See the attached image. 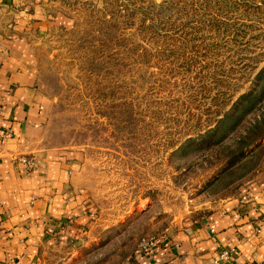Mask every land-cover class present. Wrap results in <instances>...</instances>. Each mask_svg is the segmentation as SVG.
<instances>
[{
	"label": "rangeland",
	"instance_id": "1",
	"mask_svg": "<svg viewBox=\"0 0 264 264\" xmlns=\"http://www.w3.org/2000/svg\"><path fill=\"white\" fill-rule=\"evenodd\" d=\"M51 1L49 28L33 41L42 136L46 146L83 156L98 217L81 264H120L141 237L156 236L157 225L213 204L264 166V71L257 76L264 3L223 8L219 31L203 26L196 11L191 19L174 14L176 23L191 20L177 34L190 58L177 63L176 75L156 78L142 29L162 22L157 5L164 0ZM243 93L250 94L231 108ZM215 111L226 112L218 125ZM187 114L194 122L178 119ZM201 115L210 118L212 138L165 148L183 144Z\"/></svg>",
	"mask_w": 264,
	"mask_h": 264
},
{
	"label": "crops",
	"instance_id": "2",
	"mask_svg": "<svg viewBox=\"0 0 264 264\" xmlns=\"http://www.w3.org/2000/svg\"><path fill=\"white\" fill-rule=\"evenodd\" d=\"M51 2L0 0V264H81L78 254L98 217L83 156L46 146L42 136L33 41L49 28ZM23 158L34 161V170L26 171ZM151 233L155 247L135 248L120 264L264 263V166L231 194ZM232 250L229 261H219Z\"/></svg>",
	"mask_w": 264,
	"mask_h": 264
},
{
	"label": "trees",
	"instance_id": "3",
	"mask_svg": "<svg viewBox=\"0 0 264 264\" xmlns=\"http://www.w3.org/2000/svg\"><path fill=\"white\" fill-rule=\"evenodd\" d=\"M259 1L264 3V0ZM179 2H182L183 6H180ZM237 6L249 7V5L246 4L244 0H164L159 5H157V14L159 18L161 17L160 22H162L158 24V27H156L154 25V21L157 20L151 19V22L145 24L146 27L142 29V40H144L147 45V48L144 50V52L145 56L147 57L146 60L149 65L148 70L150 75L154 77L160 76L161 78L164 74L176 75L177 72H175V66H177V63H179L180 66H186L187 57L190 58V56L188 55H190L191 50L183 46L187 45L188 43L182 38L178 37L177 34L183 28L187 27L191 20H189L188 23L181 22L179 19L183 18L182 16L178 18V21L176 23L174 20H171L174 14L184 15V17L191 19L192 12L196 11L195 15H199L198 21L203 26L209 25L210 29L214 31H219L220 28H226L224 27V25H226L224 23L226 22H222L219 20L220 15H227V13L223 12L222 9L227 8L231 12H233V9ZM212 16H216L218 17V19L213 18ZM141 22L143 24L145 23V21ZM167 25L169 26L167 27ZM188 69H191L190 66L188 67ZM263 71L264 67H262L258 71L257 76ZM249 94L250 93L240 94L232 102L231 108L236 109L238 106H240V104L244 100V97ZM213 113L216 114L217 125L222 122L226 117V112L221 113L219 111H215ZM178 119L186 120V122H189V120L194 122V118H192L188 114L185 116V118ZM209 122L210 118L206 116L201 115L200 117H197L196 123L194 125L196 130H188L186 134L183 135V137L186 138V141L183 144L179 141H171L170 143L166 144L165 148L170 149L180 146V149L185 144L189 146L194 145L196 139L198 138L202 139L207 137L208 135V139L212 138V132L214 131V127H210ZM210 143L211 141L208 143L205 142L204 148L207 149V146H209ZM179 149L176 151L175 154L179 153V151L181 150Z\"/></svg>",
	"mask_w": 264,
	"mask_h": 264
},
{
	"label": "built area",
	"instance_id": "4",
	"mask_svg": "<svg viewBox=\"0 0 264 264\" xmlns=\"http://www.w3.org/2000/svg\"><path fill=\"white\" fill-rule=\"evenodd\" d=\"M1 134H5V132L0 131ZM21 162L24 164L26 171H32L34 170V161L30 158H23L21 160ZM253 201H256L257 197L255 195H244L242 197V200L244 201H248L249 199H251ZM156 245V236L154 235H146L141 237L136 245V250L140 253H145L148 252L150 249L154 248ZM233 253L232 251H223L220 255H219V261L220 262H227L230 260L231 255Z\"/></svg>",
	"mask_w": 264,
	"mask_h": 264
}]
</instances>
